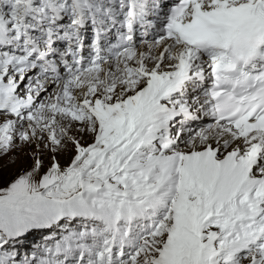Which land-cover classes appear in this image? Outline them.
I'll return each mask as SVG.
<instances>
[{
  "label": "snow or ice",
  "instance_id": "6c2138e0",
  "mask_svg": "<svg viewBox=\"0 0 264 264\" xmlns=\"http://www.w3.org/2000/svg\"><path fill=\"white\" fill-rule=\"evenodd\" d=\"M0 264H264V0H0Z\"/></svg>",
  "mask_w": 264,
  "mask_h": 264
}]
</instances>
